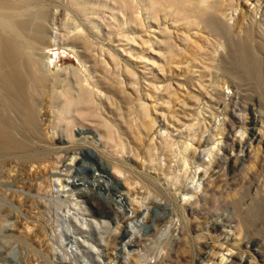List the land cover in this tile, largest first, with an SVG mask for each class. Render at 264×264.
Masks as SVG:
<instances>
[{"label": "rangeland", "instance_id": "1", "mask_svg": "<svg viewBox=\"0 0 264 264\" xmlns=\"http://www.w3.org/2000/svg\"><path fill=\"white\" fill-rule=\"evenodd\" d=\"M7 1L19 4L13 8H0V13H22L29 30L37 24L40 13H51L50 30L57 28L62 34L68 33L73 41L69 39L72 42L63 47L48 46L44 50L45 55H57L58 64L64 67L69 65L84 70L87 66V73L91 71L90 74H96L100 80L98 84L104 86L106 91L105 98H98L97 105L92 106L86 114H76L72 118V127L75 129L71 140L66 136L65 122L58 119L61 102L57 93L37 83L29 82L28 85L26 82V89L33 99L38 132L40 130L34 134L22 121L19 110L4 105L3 94L0 92V123L11 131L14 138L16 135V139H22L24 143L21 151L0 146V264H74L69 255L63 256L66 260H60L53 253L58 249L57 224L62 222L61 217L55 215L62 213L65 205L62 203L61 206H55L54 194L49 191L51 187L48 177L51 171L49 163L55 156L70 158L75 154L78 160L71 165L70 173H62L69 174L70 181L75 179L76 186L71 190L66 187L69 191L64 196H80L77 199L81 198L88 208L105 212L113 207L131 214L132 206H142L141 212L147 207L144 218L138 215L134 220L127 221L126 226H121L116 245L107 250L111 257L97 258L95 250L88 252L85 247L87 244L83 242L81 248L92 259L90 264L95 261L100 264H119L124 256L120 248L128 240H131V247L142 254L141 261L152 259L151 264H213L209 256L220 253L226 256L227 264L231 260L233 264H264V100L258 98L254 87L245 91L241 88V94L236 87L228 88V81L225 80L231 77L229 74L214 82L215 78H220L215 77V71L225 74L222 63L229 59V50L215 27L205 26L208 20L216 21L230 31V39L233 41L248 37L254 53L264 64V51L259 48L264 35V0H230L231 5L224 6L221 16L211 8L205 9L201 18H198L201 19L198 25L185 23L189 18L175 16V13L169 12V7L162 5L158 6L159 9L156 5L152 9L149 0H123L124 4L119 2L122 3V10L116 8L120 5L118 2L107 0ZM187 1L189 13L193 11L192 8L199 9L194 3H189L190 0ZM112 3L117 4L115 8ZM240 11L244 13L242 16ZM52 14L55 15L53 20ZM123 15L127 19L126 23L122 21ZM102 16L109 20H103ZM0 18L1 24L10 27L11 34L21 36L16 26H8L4 17ZM140 20L142 25L138 23ZM158 22L160 27H157ZM95 23L99 24V29L93 28L92 24ZM164 27L167 32L160 30ZM76 28L84 30L83 37L74 34ZM186 33L191 36L189 42L180 37ZM123 34L135 37L131 56L120 51L118 44L124 43V40L116 41L124 37ZM147 39L152 40L141 43ZM74 41H77L75 45L78 43L76 46L81 51L79 58L69 49ZM175 45L183 49L182 53H176ZM195 46L200 47L197 53L204 62H209L208 65L213 64V61H206V52L219 48L218 68L210 65L211 68L204 71L203 77L208 81L206 84L209 85L208 89L211 88L213 99L222 101L232 95L239 107L247 105L248 109L243 112L247 117L242 140L243 151L238 152L236 148L232 152L227 150L225 154L220 151L197 199L192 197L191 202L185 203L181 199L182 195L176 194L171 185L175 182L191 183L194 172L202 171L196 158H188L187 162L183 160L187 144L194 137L203 140L209 134L212 138H218L219 135L214 136L211 132L213 124L217 119L228 122L233 119L230 111H222L215 101H208V98L195 90L198 87L194 85L195 75L191 71L175 67L176 61H182L186 68L185 61L190 60ZM101 48L117 55L120 63L107 64V67L103 65L100 62L104 57L101 56ZM159 67L164 68L163 72ZM70 77L74 79L75 76L70 74ZM143 86H148L149 99L143 95ZM143 100L154 104L155 113L151 115L157 116L156 127L162 134H165L160 125L162 115L174 114L177 130L170 132V143L151 147L146 141L140 140V124L148 119L143 116L140 104ZM206 100L207 103L204 102ZM196 103L202 108H196ZM232 105L233 101L230 107ZM258 115L262 119L257 118ZM252 118L257 122L254 125L251 124ZM238 127L231 134L233 138L240 135L236 131ZM52 131L63 141L53 140ZM252 132L254 135L262 134L259 142L255 137L251 139ZM214 142L211 141L205 147L200 146L197 157L200 155L207 160ZM228 151L232 153L233 159L237 157L235 163L229 159ZM154 156L162 164L167 161L166 168H152L157 159ZM114 172L117 176L112 174ZM164 173H167V181L162 177ZM132 186L134 205H129L124 194L126 187ZM71 191L72 196L69 193ZM255 205H258L259 210L256 213L249 212L252 217L249 226H230L238 225V219L248 216L249 209ZM177 218L181 230L175 241H172L171 229L173 231L175 228ZM110 225L113 229L114 221L111 220ZM112 229L95 228L91 232L92 236L83 235L93 243H98L93 238L98 234L109 235ZM140 238L144 248L138 241ZM64 247L69 251L68 245ZM161 250L167 251L162 258L158 257ZM113 254L117 255V261L113 260Z\"/></svg>", "mask_w": 264, "mask_h": 264}, {"label": "bare ground", "instance_id": "2", "mask_svg": "<svg viewBox=\"0 0 264 264\" xmlns=\"http://www.w3.org/2000/svg\"><path fill=\"white\" fill-rule=\"evenodd\" d=\"M107 1L123 3V0L122 1L107 0ZM116 3H112L114 8L117 5ZM122 3H119L120 5H117L116 8L121 9V7H123L121 5ZM149 3L152 9L156 8L155 7L156 5L157 7L162 5L163 7L164 6L169 7L170 8L169 12L175 13V16H182L184 18H189L188 20L185 21V23L193 24V25H198L201 22V19L198 18H201V13H204L205 9L208 10L209 8H211L215 10L216 13L220 14L223 13L224 6L231 5L230 0H215L214 2H210L208 0H190L189 3H194L199 8V9L192 8L193 11L191 12L192 13L191 14L188 12V9L190 8L188 7L187 0H162V1L149 0ZM17 4L16 1L0 0V8L3 9L13 8ZM240 13L241 16L242 14H244L242 13V11H240ZM0 14H1L0 16L4 17V19L6 20L8 26H16L21 34V36H15L11 34L9 31L10 27H7L6 24L4 23L1 24L2 22L0 18V92H2L3 94L2 101L4 105L6 107H12V108L14 107L13 109L14 110L17 109L16 111L19 110L22 114V121L29 127V130H31L34 134H38L40 130L38 132V124L36 121L37 118L35 117V114L33 112V99L29 95L30 94L29 91L26 89V82L28 85L30 84L29 82H32V83H37L38 85H42L43 87H48L49 91L58 94V98L60 99L61 102V106L58 109L59 111L58 119L65 122V130L67 132L66 136L70 138L69 140L73 139L75 128L72 127L73 126L72 118L76 114L77 115L86 114L92 106L97 105L96 102L98 98H100V100L102 98H105L104 95L105 94L104 92L106 91L105 87L100 86L98 84L100 80L98 79L96 74L95 75L93 73L90 74L91 71L90 73L88 72L89 74L87 73L88 71L87 66L86 67L84 66L85 67L84 70L69 65L68 66L66 65V67H64V65L62 66L58 64L59 57L57 55L55 56L45 55L44 50L48 49L49 48L48 46L63 47L65 45H69L70 44L69 42L72 40V38L69 37L68 33L62 34L58 31L57 28L55 29L51 28L50 30L49 23H50L51 13L49 14L40 13V15H38L37 17L38 22L35 25V27L31 28L32 30H29V26L27 25V20L22 16L23 15L22 13H0ZM54 16L55 15L52 14V20L54 19ZM219 16H221V14ZM102 18L103 20L108 19L107 17L104 16H102ZM122 21L125 23L127 22V19L124 17V15L122 16ZM98 23L102 24L103 21ZM138 23L141 25L143 24L142 20L138 21ZM207 23L208 24H205V26L207 25V27L208 26L215 27L216 32H218V34L224 38L225 41L224 46L227 47V49L229 50V56H228L229 59L226 62L222 63V67H223L222 70L223 73L225 74H222L219 71L218 72L215 71L214 72L215 77L218 76L220 78H215L214 82L224 79V77H227V74H229L231 77H228L225 80L228 81L229 84L228 88H230V86L236 87L239 89V94H241L242 92L240 90L243 89L245 91L250 87H254L255 90L258 92V96H259L258 98L264 100V64L262 63L259 56L254 53L252 49V45L249 41L250 39L246 37L240 40L235 39V41H233L232 39H230L231 38L230 31L224 27H221L219 23H217L216 21L214 22L212 20H208ZM99 24L95 23L92 24V26L95 29H99L98 27ZM105 24L109 25L110 23L105 22ZM159 25L160 24L158 22L157 27H160ZM141 30L146 31L145 29H141ZM160 30L162 31L164 30L167 32V29L165 27L161 28ZM21 32L24 33V35ZM74 34L83 37L84 30L82 28H76L74 30ZM180 37L182 40H185L186 42L191 41V36L189 33L182 34ZM261 39L262 41L259 44V48L262 51H264V35L261 37ZM151 40L152 39L142 40L141 43L151 42ZM116 41L124 42L118 44L120 45V51L122 53H127L129 54V56L132 55L131 51L132 49H134L132 42L135 43L136 41L135 37L125 34L124 37L118 38L116 39ZM75 42L77 41H74L73 44L71 43L72 45H70L69 49H71V51H73L76 55H78L79 58L81 51H79V48L76 46L78 43L75 45ZM198 50H200L199 46H195L193 48V50L191 51L192 56L190 60L185 61L186 68L185 66H183L182 61H176L175 67L179 68V70L191 71L192 75H195L193 77V79L196 80V82H194V85L198 87L197 89L195 88L193 89H195L199 94H202L204 97L208 98V101L209 100L210 102L215 101V104L218 105L222 111L225 112L230 111L229 112L230 116L233 119L231 122L225 121L224 119L222 120L217 119L216 123L213 124L211 132L214 136L219 135L218 138L216 139L214 137L212 138V136L209 134L203 140L194 137L187 144L184 150L183 160L187 162L188 158H194V159L196 158L198 165L202 166V171L201 173H197L198 171L194 172L195 176L191 183L180 184L178 182L177 183L175 182L173 183V185H171L172 189L176 192V194L182 195L181 199L185 203L191 202L192 197H196L197 199L199 191L203 187L202 185L203 182L206 180V177L209 176V173L213 170V166L214 164H216L217 159L219 158L217 157V154L220 151H222L223 154H225L227 150H231L232 152L233 148H236L238 152L243 151L242 140H243V134L246 131V121H247V117L245 113H243L245 112V110L248 109L247 105H243L239 107V105H237L238 101L234 100L232 95H228V97L225 98L224 100L221 99L222 101L220 100L216 101L215 99H213L211 95V91H210L211 88L208 89L209 85L208 83L206 84V82L208 81L203 79L205 70H209L211 66L218 68L219 66L218 64H220L219 60L217 59V56H219V48H214L213 51H211L210 49V51L206 52L208 54L206 57V59L208 60L206 61L209 60L213 61V64L210 63L211 66L208 65L209 62H204V60L201 59V57H199L197 53ZM175 51L178 54V53H182L183 49L175 45ZM100 52H101V56L102 57L104 56L103 58L100 59V62L106 67L107 64L120 63L119 57L114 53L110 52L109 50H106L105 48H101ZM78 60L81 61V59ZM80 63L83 62L81 61ZM84 65H86V62ZM159 68L163 72L164 68L162 67ZM70 74H73L75 76L74 79L70 77ZM170 85L171 83L168 86ZM148 86L147 87L143 86L145 88L143 95L144 97L149 99V92L147 90ZM231 101H233V105L230 107ZM204 102L207 103V100ZM140 104L144 111L143 116L148 117L147 121L143 120L142 123L140 124L141 130H140V134L138 133L140 140L146 141L148 146L151 147L154 145L163 146L166 145L167 143H170L169 138L172 135V133L170 134V132L172 130H174L173 132L177 130V127L175 125V120L173 119L174 114L169 113L167 115L166 114L162 115L160 125L162 128H164L165 131V134H162L161 132L158 131L156 127V125L158 124L157 116L151 115V113L153 112L155 113L154 111L155 108L153 106L154 104L151 105L144 100L141 101ZM196 104H197V107L195 106L196 108L201 107L200 104L198 103ZM167 111L169 112V110ZM260 117L261 116L258 115L257 118L260 119ZM169 118L172 121H170ZM255 123H257L256 119L254 120V118H252L251 124L254 125ZM237 125H239V127L236 131H238L240 135L238 137L236 136V138H233L231 134L236 129ZM10 132L11 131H9L8 128L4 127L0 123V146H3L6 149L21 151L24 145V143L21 141L22 139L21 140L16 139V135L14 138V136H12ZM254 134L255 133L252 132L251 139L255 137L257 142H259L262 138V134L259 133L256 135ZM51 136L53 140H57L59 142L63 141V138L57 136V133L55 131H52ZM211 141H215V142L213 147L209 149L210 151V155H208L209 158L207 160H204L201 158L200 155L197 157V150L200 149V146L205 147ZM228 152L230 153L229 159L231 160L232 163H235L237 157L233 159V157H231L232 153L230 151ZM155 158L157 159H155V161L153 162L152 168H156L158 170H163L164 168H166L168 164L167 161H163L162 164L161 160L158 157ZM77 160H78L77 154L71 156L70 158L69 157L62 158V156H55L53 161L49 163V166L51 167V171L48 177V184L51 187L49 191H51V193L54 194V202L56 203L55 206L57 205L59 206L62 203H64L65 205L64 206L65 208L62 209L63 211L62 213L60 211H58L60 213H57L54 209H52L54 210L55 213H57L55 216L61 217L62 219V222L57 224V228H56L58 249L53 251V253L54 256L60 258V260H66V257L64 258L63 256L69 255V258L72 260L74 264H77L78 262L84 264H90L92 259L91 258L89 259L88 256L86 255L87 251L91 252L94 249L97 258L101 256L111 257L112 255L108 253L107 250L113 249L114 246L116 245L118 235L121 232V226L122 225L126 226L127 221L134 220L138 215H142L141 218H144L147 212V207L145 206V211L141 212L142 206L138 205L134 208L132 206L131 214L129 211H125L124 209L113 208V207L106 210L105 212L102 209L92 210L88 208L86 205L83 204V200L81 198L77 199L80 196H74V198L71 197L68 198L67 196H64V193H67L69 191L66 190L65 188L66 187H69V189L74 188L76 186V183H75V179L71 181L68 179L70 178L69 174H64L62 172L70 173L71 165L75 164ZM112 174L114 176H117L115 172ZM156 175L158 174L156 173ZM50 176L52 178H50ZM196 176L198 177L197 179L195 178ZM162 177H164L163 178L164 181L168 180L167 173H164ZM71 192H69L70 196L73 195V192L72 193ZM133 192H134V186L126 187L124 199L129 203V205H134L132 203L133 198L131 197ZM61 193L63 195H61ZM49 206L50 203L48 205V209H50ZM68 208L71 211H69ZM258 210H259L258 205L253 206L252 208L249 209L248 216L244 215L242 218L238 219V225H230V226L231 227L238 226V228L249 226L252 222V217L250 216L249 212L254 211V213H256L258 212ZM88 217L90 219H87ZM103 217H106L107 219H104ZM111 220L114 221L115 223L113 229L110 225ZM179 223L180 220L179 218H177L175 221V228L173 229V231L171 229L170 235L171 238L174 239L172 241H175L176 239L175 237L178 235V232H180L181 230V226H179ZM103 227L111 228L112 232L111 234L106 236L103 235L101 236L98 234V236L94 237L93 238L94 241L98 243H93V241H90L88 238L84 237L83 235V234H88L89 236H92L91 232H93L92 231L93 229L95 228L100 229ZM131 227L133 228V226ZM98 233L101 232L98 231ZM138 241L141 244V247L144 248L143 245L144 243H142L143 241L141 242V238L138 239ZM83 242L87 244L85 246L87 248V251L81 248ZM65 245H68L69 251L65 249L64 247ZM120 251L124 253V256L120 260L119 264H130V262H134V264L152 263L151 261L152 259H147V258L146 260L144 259V262L141 261L142 254L140 253L139 250L133 249L131 247V240L124 242L122 247L120 248ZM166 253L167 251L162 252L161 250L158 254V257L162 258L164 254L166 255ZM211 256L212 257L209 256V259L213 262V264H227V262L225 261L226 256L224 255V253H220V255L217 256L215 255H211ZM112 258L113 260L116 261L118 260L117 255L115 254H113ZM154 260H155L154 262L157 261L155 257ZM95 263L100 264L99 261H95ZM229 264H233V261L231 260V263Z\"/></svg>", "mask_w": 264, "mask_h": 264}]
</instances>
